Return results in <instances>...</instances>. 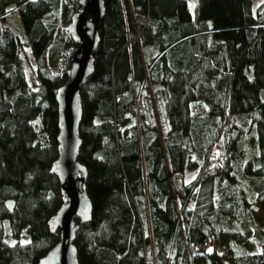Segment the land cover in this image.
<instances>
[{
    "label": "trees",
    "instance_id": "trees-1",
    "mask_svg": "<svg viewBox=\"0 0 264 264\" xmlns=\"http://www.w3.org/2000/svg\"><path fill=\"white\" fill-rule=\"evenodd\" d=\"M14 5L20 25L7 18ZM78 0H0V264H39L63 201L57 90ZM80 90L78 264H264V0H104ZM37 88L26 80L23 54ZM152 91V95L149 93ZM161 100L167 132L153 121ZM194 171L175 190L171 175ZM242 222L261 247L252 250ZM207 245L209 248H207Z\"/></svg>",
    "mask_w": 264,
    "mask_h": 264
},
{
    "label": "water",
    "instance_id": "water-1",
    "mask_svg": "<svg viewBox=\"0 0 264 264\" xmlns=\"http://www.w3.org/2000/svg\"><path fill=\"white\" fill-rule=\"evenodd\" d=\"M78 6L66 27L75 49L66 81L55 95L58 136L52 173L58 180L63 203L48 220V229L59 239L39 264H78L74 246L76 233L91 221L92 207L85 187L87 172L78 161L82 119L80 90L94 71L93 53L99 44V25L105 8L104 0H78Z\"/></svg>",
    "mask_w": 264,
    "mask_h": 264
},
{
    "label": "rangeland",
    "instance_id": "rangeland-1",
    "mask_svg": "<svg viewBox=\"0 0 264 264\" xmlns=\"http://www.w3.org/2000/svg\"><path fill=\"white\" fill-rule=\"evenodd\" d=\"M261 2L262 0H252L253 12H255L256 8ZM7 9H8L7 18L10 19V21L13 22V24L20 25V21L14 5H10ZM22 58H23L27 83L32 89H36L37 82L34 75V64H33L34 62L30 54V50L28 48L26 49ZM149 93L151 96H153L152 91L150 89H149ZM151 113H152L153 121L158 129V135L161 144L163 145V139L167 132V124L164 118V111L161 100L158 99L153 100ZM193 176H194V171H186L183 175H171L170 180H171L172 189L175 190L181 183L190 181L193 178ZM254 217L256 219L255 221L257 224H261L262 222H264V208L255 206ZM239 227L244 229L245 239L246 241H249V243L252 244V250L253 251L260 250L261 247L258 245V243L251 238V234L249 232V228L246 226V223L242 222Z\"/></svg>",
    "mask_w": 264,
    "mask_h": 264
},
{
    "label": "built area",
    "instance_id": "built-area-1",
    "mask_svg": "<svg viewBox=\"0 0 264 264\" xmlns=\"http://www.w3.org/2000/svg\"><path fill=\"white\" fill-rule=\"evenodd\" d=\"M207 248H209V246L207 245Z\"/></svg>",
    "mask_w": 264,
    "mask_h": 264
},
{
    "label": "crops",
    "instance_id": "crops-1",
    "mask_svg": "<svg viewBox=\"0 0 264 264\" xmlns=\"http://www.w3.org/2000/svg\"><path fill=\"white\" fill-rule=\"evenodd\" d=\"M263 1V0H262Z\"/></svg>",
    "mask_w": 264,
    "mask_h": 264
}]
</instances>
